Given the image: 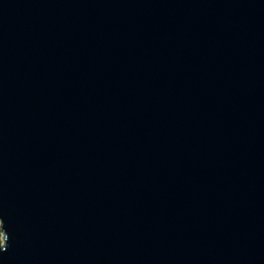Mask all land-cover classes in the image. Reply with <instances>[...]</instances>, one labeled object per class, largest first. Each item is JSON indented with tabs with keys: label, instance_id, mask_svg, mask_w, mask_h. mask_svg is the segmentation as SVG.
<instances>
[{
	"label": "water",
	"instance_id": "95a60500",
	"mask_svg": "<svg viewBox=\"0 0 264 264\" xmlns=\"http://www.w3.org/2000/svg\"><path fill=\"white\" fill-rule=\"evenodd\" d=\"M0 264H264V0H0Z\"/></svg>",
	"mask_w": 264,
	"mask_h": 264
},
{
	"label": "rangeland",
	"instance_id": "374dc122",
	"mask_svg": "<svg viewBox=\"0 0 264 264\" xmlns=\"http://www.w3.org/2000/svg\"><path fill=\"white\" fill-rule=\"evenodd\" d=\"M0 240H2V232L0 231Z\"/></svg>",
	"mask_w": 264,
	"mask_h": 264
}]
</instances>
